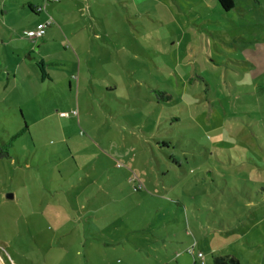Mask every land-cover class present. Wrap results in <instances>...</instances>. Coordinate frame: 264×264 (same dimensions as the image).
<instances>
[{
	"label": "rangeland",
	"instance_id": "1",
	"mask_svg": "<svg viewBox=\"0 0 264 264\" xmlns=\"http://www.w3.org/2000/svg\"><path fill=\"white\" fill-rule=\"evenodd\" d=\"M232 1L0 24V264H264V0Z\"/></svg>",
	"mask_w": 264,
	"mask_h": 264
},
{
	"label": "crops",
	"instance_id": "2",
	"mask_svg": "<svg viewBox=\"0 0 264 264\" xmlns=\"http://www.w3.org/2000/svg\"><path fill=\"white\" fill-rule=\"evenodd\" d=\"M92 4V3H96V2H105V0H57V3L60 2L62 4H67L69 9H75V10H81L82 9V5L80 6H74V3H86ZM120 2L123 6L125 5L123 2L125 0H108L107 3H110L111 5H114V2ZM53 2L49 1V2H43V0H0V24H10L11 26H13L12 24L16 23L19 24V22L22 20V18L24 19V15H28L30 14L31 16L28 17L26 20L24 21L25 23L27 22V26H32L31 28L29 27L28 29L24 28L22 29V33L24 35V31L25 30H30L33 29L39 25H41L42 23H44L46 20H48V18L43 17V15H49V16H53L52 14V6H50ZM56 10L58 11L57 14L60 15V13L62 12L61 10V6L60 4L57 5ZM45 12V13H44ZM32 16H34L35 18H33ZM31 17L34 19H31ZM29 19V20H28ZM52 23H50L48 25V27H50ZM15 25V24H14ZM22 25V24H21ZM46 30L44 31V34L39 37L38 39H41L42 42H44L46 39ZM30 48L28 50V53L30 52ZM7 57V56H6ZM18 59V58H17ZM44 62L43 59H40ZM45 63V62H44ZM8 64V62H7ZM3 68V69H2ZM2 71H6L7 73H9V69H12L10 65H6L4 67H2ZM44 69L46 71V68L44 66ZM18 70L15 68L14 69V74H12V79L13 81L15 78V75L17 74ZM1 73V71H0ZM41 79V76H40ZM44 80V79H41Z\"/></svg>",
	"mask_w": 264,
	"mask_h": 264
},
{
	"label": "trees",
	"instance_id": "3",
	"mask_svg": "<svg viewBox=\"0 0 264 264\" xmlns=\"http://www.w3.org/2000/svg\"><path fill=\"white\" fill-rule=\"evenodd\" d=\"M215 1L218 3L220 8L223 9L224 11H228L233 7L232 0H215ZM36 66L39 69L41 79H44L47 76L46 71L44 69L45 63L42 60H39L36 62ZM156 95L162 98V93L156 92ZM164 98L169 99L170 95L165 94ZM23 129H26V127H23ZM19 133L20 131L16 135H18ZM213 262L214 264H239L237 257L231 254H226L223 256L222 255L214 256Z\"/></svg>",
	"mask_w": 264,
	"mask_h": 264
},
{
	"label": "built area",
	"instance_id": "4",
	"mask_svg": "<svg viewBox=\"0 0 264 264\" xmlns=\"http://www.w3.org/2000/svg\"><path fill=\"white\" fill-rule=\"evenodd\" d=\"M44 1L45 2H49V1L51 2V1H57V0H44ZM50 23H51L50 20H46L43 24H41V25H39L33 29L25 30L24 35L31 38V39L39 38L44 34L45 27L48 26ZM196 256L202 258L201 252H197Z\"/></svg>",
	"mask_w": 264,
	"mask_h": 264
},
{
	"label": "water",
	"instance_id": "5",
	"mask_svg": "<svg viewBox=\"0 0 264 264\" xmlns=\"http://www.w3.org/2000/svg\"><path fill=\"white\" fill-rule=\"evenodd\" d=\"M8 197H11V194H8Z\"/></svg>",
	"mask_w": 264,
	"mask_h": 264
}]
</instances>
